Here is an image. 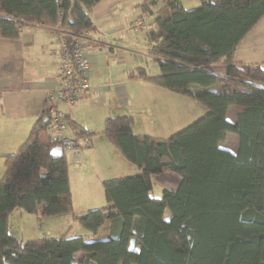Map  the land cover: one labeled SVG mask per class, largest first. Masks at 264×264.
<instances>
[{"label":"trees","instance_id":"1","mask_svg":"<svg viewBox=\"0 0 264 264\" xmlns=\"http://www.w3.org/2000/svg\"><path fill=\"white\" fill-rule=\"evenodd\" d=\"M99 1L0 0V37L17 38L27 23L50 30L59 23L83 36L95 29L89 12ZM160 1L147 49L159 74L138 66L126 77L194 99L207 111L167 138L135 132L126 114L105 118L97 133L76 128V140L101 134L139 169L103 180L107 205L76 213L67 156L49 153L56 145L46 133L45 102L25 141L4 156L0 264H264V66L233 58L264 16V0H198L191 9L179 0H141V16ZM230 106L234 123L226 118ZM227 132L237 135L234 153L219 145ZM164 173L176 174L178 185L155 196L152 178ZM17 209L39 218L69 214L88 235L22 241L8 227ZM107 219L108 236L90 239Z\"/></svg>","mask_w":264,"mask_h":264},{"label":"crops","instance_id":"2","mask_svg":"<svg viewBox=\"0 0 264 264\" xmlns=\"http://www.w3.org/2000/svg\"><path fill=\"white\" fill-rule=\"evenodd\" d=\"M128 1L100 0L89 12L95 29L88 32L84 51L89 63V81L99 91V96L78 100L71 106H63L69 135L74 136V130L80 126L100 132L105 118L126 114L132 118L135 132L167 138L172 132L187 126L192 119L183 111L182 103L185 98H180L181 95L142 79H127L128 72L142 66L141 61L136 60L142 54L141 51L146 50L147 53L149 25L163 4L160 1L151 6V20L146 23L139 9L141 0H136L133 7ZM179 1L184 6L183 0ZM136 22L144 24L145 27L134 30L132 26ZM130 29L135 35L134 39ZM55 40L50 29L34 23L23 26L17 38L0 37V177L4 170V156L16 151L25 141L31 127L42 114L48 90L59 82V55ZM134 40L141 41L140 47L131 50L133 53L127 55V58L126 54L117 52L118 47L124 48L122 44H131ZM233 58L236 62L260 63L264 66V16L238 43ZM145 69L151 75L159 74L156 63ZM230 107L227 109L226 118L234 123L235 108L232 106L231 110ZM230 112L232 120L228 117ZM228 133L230 132L226 133L225 139ZM224 140L219 145L236 152L238 138L234 149L223 146ZM79 142L83 162L69 164V182L76 213L107 205L103 180L130 174L129 172L139 173L138 167L127 161L103 135L96 134L90 139H80ZM169 175L168 181L171 180L177 187L179 177L174 173ZM77 187L84 189L81 200L75 195ZM175 188L164 185L160 187V192ZM160 194L156 193L155 196ZM18 213L22 215V212ZM169 216L168 209H164L163 218L168 219ZM35 217L38 224L43 223L38 234L45 237L67 235V227L72 226L74 221L69 214ZM110 225L111 220L107 219L90 239H105ZM87 235L88 233L84 236ZM77 255L82 256L81 253Z\"/></svg>","mask_w":264,"mask_h":264},{"label":"built area","instance_id":"3","mask_svg":"<svg viewBox=\"0 0 264 264\" xmlns=\"http://www.w3.org/2000/svg\"><path fill=\"white\" fill-rule=\"evenodd\" d=\"M28 25L30 23L22 25L20 29ZM132 27L138 30L145 25L136 22ZM51 31L56 39L60 77L58 84L51 87L46 96V133L56 146L71 156L72 163L79 164L83 162L80 143L67 133V121L62 108L81 99L99 96V91L89 81V63L84 51L88 33L85 32L83 36L71 35L68 28L60 27L59 23Z\"/></svg>","mask_w":264,"mask_h":264},{"label":"rangeland","instance_id":"4","mask_svg":"<svg viewBox=\"0 0 264 264\" xmlns=\"http://www.w3.org/2000/svg\"><path fill=\"white\" fill-rule=\"evenodd\" d=\"M128 2H129V5H132V4H134L136 2V0H134V1L133 0H129ZM183 3H184V7L186 9L195 8V7H198L200 5L198 0H183ZM132 7H133V5H132ZM139 9H140V13H142V10H141L140 7H139ZM142 18L146 19V23L149 21V19L151 20V17L150 16H146V15H143ZM130 32L132 33L131 36L134 39L135 35H133V32H132L131 29H130ZM143 34H144V31H143ZM140 44H141V41H135V40L131 44L130 43L122 44V45H124L123 46L124 48H119L118 47L117 52H121L122 55L126 54V58H127V55L129 56L130 53H133V51H131V50H133L134 48L138 49L140 47ZM142 46H143V43H142ZM125 49H130V50L126 51ZM141 52H142V54L138 57V60H136V61H141V64L144 67H148V66H151V65L155 64L154 62H152L148 58L149 56L146 53V50H144V52L143 51H141ZM215 68H216L217 71L223 72L224 60H222L219 64H217L215 66ZM172 94H174V93H172ZM179 95H176V96H179ZM179 97L182 98V99L185 98L183 103H182L183 104V111L187 112V117L188 118L192 117V119L190 120V123L188 122L189 124H191L193 121H195L196 119L201 117L207 111V109L204 106L200 105L194 99H191V98H188V97H185V96H182V95L179 96ZM230 108H231V110H233L232 106ZM228 117L231 120L233 119V116H232L231 112L229 113ZM189 124H187V125H189ZM174 133L175 132H172V134H174ZM236 145H237V135L234 134V133H228V137H227V139L224 140L223 146L234 149L236 147ZM66 156H67V160H68V162L70 164L72 162L71 161V156L69 154L68 155L66 154ZM123 173H126V172H123ZM129 173L130 174H128V173L127 174H122L121 176L135 175L136 172L135 173L134 172H129ZM169 174L170 173H164V174L153 176L152 180H153L154 186H153L152 193L154 195L156 193L160 194L161 193L160 192L161 191L160 187H162L164 185H166L168 187H173V188L176 187L172 183L171 180L168 181V176H170ZM92 177L96 178V177L93 176V174H92ZM92 183H94V185H95L94 181ZM74 185H75V183H74ZM93 189L95 191V186H94ZM83 190H82V188L77 187L75 189V193H76L75 195H77L79 198L82 197L83 196ZM80 200H81V198H80ZM17 210L18 211H13L11 213V215L9 216V229L11 231L16 232L17 233L16 234L17 237L22 239V241H26V240H30V239L32 240V239H37L39 237H42V236H39L38 233L42 229L43 223H41V225L38 224L37 218L35 217L34 214L26 213L25 211L20 210V209H17ZM18 212H22L21 213L22 215H20V213H18ZM26 216H30V217H26ZM111 224H112V221H111ZM72 226H70L69 228L67 227V229H69L68 234H67V235H69V237L83 236V235H86L88 233V230L85 229L84 227H82L81 225H79L76 221L72 222ZM110 227H111V225H110ZM77 257L79 258L80 255H77Z\"/></svg>","mask_w":264,"mask_h":264},{"label":"water","instance_id":"5","mask_svg":"<svg viewBox=\"0 0 264 264\" xmlns=\"http://www.w3.org/2000/svg\"><path fill=\"white\" fill-rule=\"evenodd\" d=\"M49 153L51 155H58L61 156L63 154L62 148L60 146H54L50 149Z\"/></svg>","mask_w":264,"mask_h":264}]
</instances>
